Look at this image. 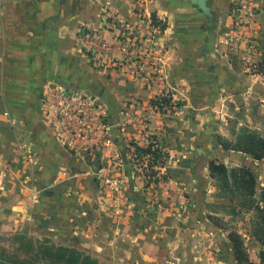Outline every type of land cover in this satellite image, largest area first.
I'll return each mask as SVG.
<instances>
[{
	"label": "crops",
	"instance_id": "crops-1",
	"mask_svg": "<svg viewBox=\"0 0 264 264\" xmlns=\"http://www.w3.org/2000/svg\"><path fill=\"white\" fill-rule=\"evenodd\" d=\"M145 1L146 12L166 24L157 39L164 60L161 72L147 67L139 78L96 69L77 41L81 30L102 28L105 9L136 23L143 7L137 0H0V235L55 237L105 261L179 262L181 234L172 221V230H158L170 218L152 215L156 198L131 159L132 144L143 137L140 119L170 90L182 104L181 114L157 112L150 125L174 158L169 171L176 180L160 190L173 199L195 184L204 188L208 163L194 153H205L209 124H222L217 133L225 135L230 103L264 99V78L232 61L231 54L240 61L245 51L238 11L245 0H209L212 17L191 0ZM255 1L262 28L264 0ZM55 91L91 94L114 126L92 160L56 140L46 117ZM125 114L136 121L125 124ZM101 169L120 180L117 209L99 189Z\"/></svg>",
	"mask_w": 264,
	"mask_h": 264
},
{
	"label": "rangeland",
	"instance_id": "rangeland-1",
	"mask_svg": "<svg viewBox=\"0 0 264 264\" xmlns=\"http://www.w3.org/2000/svg\"><path fill=\"white\" fill-rule=\"evenodd\" d=\"M239 8L238 11L242 16L240 26L247 28L243 35H239L242 37L240 40L245 51L240 61L234 53L231 56L237 63V68H243L254 74L264 31V26L260 28L257 19L260 6L255 0H245ZM251 9L256 10L255 21L250 18ZM164 27L166 29V25ZM171 94L173 93L170 90V93L165 92L161 97L149 102V109L151 107L160 109L151 113L149 120L140 122L143 126L141 145L133 143L131 151V159L137 165L138 174L147 184L149 193L156 198L152 215L161 214L164 220L170 218L167 221L169 223L167 227L162 224L159 225L158 230H172L171 221L174 222L173 230H179L181 235L175 257L179 258L177 264H261L264 253V220L263 216L246 201L243 195L246 191L237 188L225 190L221 181L211 177L208 167V177L204 188L201 189L198 184H195L188 191L181 190L179 195L174 196L173 199L163 196V192H160L164 189L163 187L176 180L169 171L174 158L171 157L165 141L151 134L150 125L153 114L157 112L170 116L182 113L181 102L176 98L173 100ZM227 100H230L229 96ZM230 104L225 114L222 113L229 121L224 125L226 134L217 133L218 130L221 131L222 124L210 123L211 141L204 149L205 153L199 155L195 151L194 156L205 159L208 166L211 162H216L226 165L229 169L249 168L252 170L258 177L256 198L259 201L264 189V160H255L241 149L247 146L245 140L247 133L254 132L264 138V99L242 101L233 99ZM105 116L108 118L107 115ZM126 116L134 118L130 114ZM134 145L141 148L153 146L154 150H158L160 157L156 160V164L152 156L138 157ZM115 158L122 159L120 154L113 156V160ZM120 165H124V160ZM101 172H104L106 178L118 183L116 190L107 192L103 188L105 177L100 174ZM96 177L102 194L108 196L109 199L113 195L119 197V185L121 184L119 178L113 180L111 175L102 169L98 170ZM158 192L161 194H157ZM119 203L120 200L115 207L109 204L117 209ZM261 224L263 226L259 227ZM78 246L79 244L74 247L64 241H57L55 237L30 235L25 232L0 235V264H81L79 262L82 260H84L83 264H125L116 257L113 261L112 259L105 261ZM237 251L240 261L237 259Z\"/></svg>",
	"mask_w": 264,
	"mask_h": 264
},
{
	"label": "built area",
	"instance_id": "built-area-1",
	"mask_svg": "<svg viewBox=\"0 0 264 264\" xmlns=\"http://www.w3.org/2000/svg\"><path fill=\"white\" fill-rule=\"evenodd\" d=\"M137 3L143 4V7L136 11V23L113 16L109 9H105L103 26L99 31L83 29L79 33L77 41L96 69H114L139 78L147 67L161 72L164 55L158 49L157 39L166 24L146 12L145 0H137ZM250 12V18L255 21L256 10L251 9ZM145 87L148 89L149 85ZM47 101L48 124L56 140L66 149L82 151L87 159L92 160L102 147L110 143L114 126L101 112L94 96L79 91H55L51 100ZM158 108L151 107L140 122L149 120L151 113ZM123 120L125 124H132L136 117L125 116ZM114 160L118 164L123 163L121 158ZM103 173H100L105 177L103 188L113 192L118 183L106 178ZM119 200L113 195L110 203L115 207Z\"/></svg>",
	"mask_w": 264,
	"mask_h": 264
},
{
	"label": "trees",
	"instance_id": "trees-1",
	"mask_svg": "<svg viewBox=\"0 0 264 264\" xmlns=\"http://www.w3.org/2000/svg\"><path fill=\"white\" fill-rule=\"evenodd\" d=\"M165 30V27H163ZM261 47L259 49V56L257 64L254 68V74L264 77V31L262 33V39H261ZM232 61L234 63V60L232 58ZM245 140L247 142V146L244 149H241V151L248 153L251 155L255 160L262 161L264 160V138L259 136L257 133L250 132L247 133V136L245 137ZM136 148V155L138 157H144V156H152L156 160L160 157L158 154V150H154L152 147L149 146L148 148H141L138 145H134ZM153 164V163H152ZM153 165H151L152 167ZM209 171L210 175L213 179H217L221 181L223 187L225 190L227 189H233L236 188L238 190L243 189V191H246L244 197L246 198V201L250 203V206L255 209L257 212H259L260 215L263 216L264 220V189L262 191V194L260 196L259 201H257L256 198V188H257V180L258 177L256 173H254L249 168H235V169H229L224 164H218L216 162H211L209 164ZM263 225H259V227H262ZM237 259L240 261V258L238 256L237 251ZM79 260V259H78ZM84 260L80 261L79 263L83 264ZM264 264V253L262 254V263Z\"/></svg>",
	"mask_w": 264,
	"mask_h": 264
},
{
	"label": "water",
	"instance_id": "water-1",
	"mask_svg": "<svg viewBox=\"0 0 264 264\" xmlns=\"http://www.w3.org/2000/svg\"><path fill=\"white\" fill-rule=\"evenodd\" d=\"M192 4L208 17H212L210 7L208 6L209 0H191Z\"/></svg>",
	"mask_w": 264,
	"mask_h": 264
}]
</instances>
